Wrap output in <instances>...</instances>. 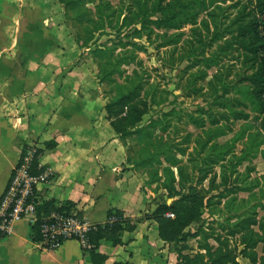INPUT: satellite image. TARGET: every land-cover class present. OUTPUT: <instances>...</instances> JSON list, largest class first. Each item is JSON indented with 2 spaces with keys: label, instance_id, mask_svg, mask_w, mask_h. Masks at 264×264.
<instances>
[{
  "label": "trees",
  "instance_id": "1",
  "mask_svg": "<svg viewBox=\"0 0 264 264\" xmlns=\"http://www.w3.org/2000/svg\"><path fill=\"white\" fill-rule=\"evenodd\" d=\"M58 1L64 7L67 22L71 20L82 28V33L74 34L75 42L81 50L91 51L93 61L98 67L99 83L107 84L116 93L105 106V112L111 128L119 136L123 146L128 149L127 162L136 169L147 172L145 188L150 189L154 194L163 191L168 199L179 198L170 206L160 205L155 213L159 238L165 244L176 246L177 264H240V258L248 260L251 264H264V176L252 179V169L240 174L236 171V166H233L230 172L225 171V166L221 163L229 155V145H219L215 142L227 133L218 128L222 122L219 118L216 119V116L221 115L222 120L228 122L246 123L251 119L250 114L264 113L262 101L264 41L259 32L261 19L264 16V0L250 2L249 5L254 6L248 13H246L248 6H243L237 20L229 25L216 26L213 33L210 32L209 24L203 22L208 36H201V32L194 30L196 34H201L199 40L196 43L193 40L187 42L189 45L187 57L194 59L189 62L184 73L198 70L197 74H193L189 79V88L198 81H205L208 70L218 68L217 74L208 83L214 99L210 105L211 109L186 115L189 123L202 131V135L195 140V147L188 164L183 160L188 151L187 147H182L181 143L171 144L157 134V130L164 134L174 127L172 121H179L182 117L181 113L173 109L157 119L151 118L146 125L142 124V119L149 114L151 106L161 107L165 98L164 93L158 91L154 85L144 90L141 81L146 76V72L142 69V64L137 62L135 52L141 48L132 41L145 36L147 42L151 44L154 35L157 38L168 39L167 46L172 44L177 47L181 34L168 37L167 33H156L154 29H164L167 32L180 30L186 25H195L201 11L213 7L218 1L209 0L207 6L204 0H176L174 4L165 6L163 5L166 0H119L118 6H113L107 0ZM83 3L93 5L94 9L79 12ZM217 10L222 8L217 7ZM164 11L168 12L167 16ZM70 13H72L71 17ZM156 13L166 18L150 20L149 14ZM210 16L216 20L215 23L222 18L227 19L226 16L219 17L215 12ZM128 25L134 26L130 36L133 39L127 37L128 41L122 42L119 38L121 30ZM108 31L115 33L117 41L99 44L96 35L102 38ZM202 37L206 40L205 44ZM226 37L229 38L225 40ZM220 41L224 43L211 57L199 58L201 51L199 48L203 49L206 46L211 48ZM231 53L239 56L241 67L254 71V75L248 80V86L244 85L245 80L229 83L232 71L230 69L225 71L226 67L222 65V59ZM134 64L139 65L142 72L136 67L132 75H126L122 68ZM115 76L122 82L120 83ZM232 94L234 98L226 100L227 95ZM223 101L229 103L222 104ZM220 106L227 112L220 111L218 109ZM206 120L210 123L208 129H206ZM187 137L191 136L187 135ZM202 138H205V141H202ZM261 139L263 137L259 134L251 137L245 147L246 152H243L246 155L238 158V164L246 159L251 160L247 153H252L254 158L260 154L264 159V149L261 150L264 140ZM189 141L187 139L185 143ZM55 146V143H51L47 145V149H54ZM130 149L135 153V158L130 157ZM201 152H205L202 157H200ZM41 153L42 151L36 152L35 174L38 156ZM218 165L222 170L219 176L220 184H217L218 176L213 169ZM206 180L209 183L208 189H195L194 183L201 184ZM256 189L258 193L254 192ZM239 193H247L248 198L240 199ZM42 202L39 212L45 214L51 211L72 214L75 211L74 205L70 202L59 204L54 200ZM169 212L175 216L174 219L167 217ZM259 212L262 213L260 219ZM205 214L209 216V221L202 220ZM141 223H143L141 219H129L122 211L110 209L106 223L96 225L95 230L88 235L94 246L90 252L91 263L105 264L107 261L105 256L96 252L101 242H109L114 247L120 246L123 234L134 232ZM193 224L199 227L194 233H187L186 230ZM33 230L34 240H38L35 228ZM192 240L197 245L195 254L188 245ZM259 246L263 247L261 252L258 251Z\"/></svg>",
  "mask_w": 264,
  "mask_h": 264
},
{
  "label": "crops",
  "instance_id": "2",
  "mask_svg": "<svg viewBox=\"0 0 264 264\" xmlns=\"http://www.w3.org/2000/svg\"><path fill=\"white\" fill-rule=\"evenodd\" d=\"M78 55L81 49L58 0H0V198L21 156L32 147L42 151L39 168L52 175L38 187L41 198L72 203L96 226L106 223L112 208L127 211L128 195L120 194L122 179L114 182L115 191L104 192L106 170L114 175L122 163V143L104 106L93 100L91 73L84 71L85 65L76 66ZM51 143L56 146L49 150ZM129 192L135 194L137 211L126 215L136 219L141 216L143 184L137 193ZM151 223L125 232L120 246L101 242L96 252L107 258L105 264H177V255ZM0 264L92 263L90 252L76 242L56 251L39 249L31 222L23 221L0 244Z\"/></svg>",
  "mask_w": 264,
  "mask_h": 264
},
{
  "label": "rangeland",
  "instance_id": "3",
  "mask_svg": "<svg viewBox=\"0 0 264 264\" xmlns=\"http://www.w3.org/2000/svg\"><path fill=\"white\" fill-rule=\"evenodd\" d=\"M70 1V0H65ZM109 1L113 6L119 5V0H107ZM176 0H166L164 5L168 4H174ZM205 6L208 5L209 0H204ZM218 2L213 5V7L205 8V11L202 10L195 25H186L180 30H168L167 32L162 29H154L156 33H167L168 37L176 36V35H182L180 38L179 44L176 47L175 45H169L167 46L166 43H168V39L165 38H157L154 35H152V43L149 44L147 42V39L145 36H142L141 39H133L130 36L132 35L134 30V26L128 25L127 27L123 28L120 33V40L122 42H127V37L133 39L132 42H135L138 44V46L141 48L140 50L135 51L137 55V62L142 64V69L146 72V76L142 79V84L144 86V90H148L150 85L156 86V89L160 92L164 93V103L161 107L156 108L151 106L150 110L148 111L149 114L145 115L143 117V123L142 124H148L149 120L157 119L160 115L166 114L170 112L171 110H176L177 112L181 113L182 117L178 120H173L172 124L174 127H171L168 129L167 132L162 134L160 131L157 130V134L160 136H163L165 140L169 141L171 144H182L181 146L184 148H188V151L183 157V160L186 162L185 164H188V161L190 160L191 154L193 152V149L195 147V140L198 136L202 135V131L200 129H197L194 125L189 123V119L187 118V114H195L197 112L207 111L210 108V105L213 103L214 99L212 98L211 90L208 85V83L213 79L214 75L217 74L218 68H211L208 70V76L205 81H198L196 85L191 86L189 88V79L193 74H197L198 70H192L184 73L186 68L189 66V62L193 60V57H187L188 50V43L193 40L195 43L199 40L200 35L193 32L194 30H198L202 33L201 36L207 37L206 35L203 22H207L210 27V32L213 33L216 26L222 27L221 25H229L235 20L238 19L239 13L243 9V6H248L246 9V13L250 12L252 10V7L254 5H249L250 2H254L255 0H217ZM81 9H79V12H84V10H93L94 6L90 4L83 3L80 5ZM217 7L222 8V10H217ZM218 15L219 17L226 16L227 19L222 18L219 22L215 23L212 16H210L212 13ZM165 15L167 16L168 12L164 11ZM126 15V14H125ZM72 16V13H70V17ZM140 16L142 18V13H140ZM151 16L152 21H156L159 18H162L164 20L166 17L162 14H149ZM262 23L259 29L261 39L264 41V37L262 36V32L264 30V16L262 17ZM138 22V21H136ZM67 26L69 30L71 31L72 35L76 33H82V28L78 26L77 24H74L71 20H68ZM75 28V29H74ZM139 28V27H137ZM211 36V35H210ZM97 39H99V44H104L109 41H117L115 39V33L112 31H108L105 33V36L102 38L99 37V35H96ZM229 37H226L225 40H227ZM204 44L206 43V40L202 37ZM166 41V42H165ZM224 42H218L214 44L211 48L208 46L204 47L203 49H200L199 51V58H209L213 55L214 52H216L221 44ZM94 49V48H93ZM92 49V50H93ZM202 52V53H201ZM76 66H84V71L88 72L90 74V88L94 89L92 98L94 101L97 102V104H100L102 106L108 105V103L111 101V99L115 96V92L110 89V87L107 84H100L97 79V73H98V67L94 63L91 51H85L81 50V55H78V58L75 60ZM72 65V63H71ZM222 65L226 67L225 71L230 69L232 71L231 77L229 79V83L234 84L240 80H245V86L249 85V79L254 75V71H250L249 69L241 67V59L236 54H228L223 57L222 59ZM138 67L140 72H142V69L139 65L134 64L132 66L123 67V71L126 75H132L133 70ZM93 74V75H92ZM117 80L121 83L122 80L118 79V77L115 76ZM75 83V82H74ZM147 83L149 85L147 86ZM160 94L158 93V96ZM234 98V94L227 95V99L232 100ZM228 104L229 101H223L222 104ZM75 106V105H74ZM222 106L218 108L222 112H227L226 109H222ZM229 114V113H228ZM197 116V115H195ZM251 119L248 122L244 121H233L228 122L225 120H222L221 115L216 116V119L219 118L222 122L221 125H219L218 128L220 130H224L227 132L225 135L219 137L215 142L219 145H229L228 152L229 155L225 157V161L221 163L222 166H225V171L230 172L233 168V166H236V171L240 174H245L249 169L251 170V178L252 179H258L262 178L264 176V159L260 154L257 155L256 158L252 157V153H247L250 155L248 158H251L250 161H243V163L238 164V158H241L242 156H245L246 154L243 152H246L245 147L252 136H255L259 134L261 137H263L264 140V113L262 114H250ZM207 118V117H206ZM107 119V118H106ZM258 119V120H257ZM207 121V127L206 129L210 128V123ZM116 137L119 140V136L115 133ZM187 135H190L191 137H187ZM189 139L190 141L188 143H185V140ZM260 140V141H261ZM120 141V140H119ZM202 141H205V138H202ZM108 149V145H107ZM113 149V148H112ZM264 149V145H262L261 150ZM122 163L119 166H116V168L113 170L114 175L108 170H106V174L103 177L105 180L104 188L106 191H104L107 195L110 194V192L115 191L114 189H111L114 185V182H118L121 179L122 181V189L120 188V194L121 196H125L124 193H126V203H128L129 209L124 213L126 218L127 215L136 214L137 208L134 207V196L135 194L133 192H129V189L131 188L132 191L138 190V184H143V193H139L140 199L143 201V206L141 210V216L138 215L136 219H141L142 222L146 221H152L151 225L155 230L158 231V225L155 222V213L158 210V207L162 204H166L170 206L174 200H178L179 198L175 199H168L166 197V193L163 191H159V193L154 194L150 189H147V195L148 198L146 199L145 196L146 192H144L145 183L147 181V172L143 169H136L135 166L130 165L127 162V154L128 149L127 147L123 146L122 144ZM39 150H36V152ZM130 157L135 158V153L130 149ZM110 154V153H109ZM108 155V154H107ZM205 152L200 153V157L204 156ZM196 157L195 155L193 156ZM198 157V158H200ZM236 159H233V158ZM39 158V156H38ZM247 158V157H246ZM107 168V167H106ZM214 172L217 173V184H220V174L222 172L221 168L218 166H214ZM36 172H38L36 168ZM133 173V174H131ZM120 184V183H119ZM196 190H199L201 188L208 189L209 183L208 181H203L201 184H193ZM128 186L127 188H125ZM135 188V189H134ZM103 191V189H102ZM128 191V192H127ZM152 192V193H150ZM254 192L258 193V189H256ZM238 197L240 199H247L248 194L247 193H239ZM42 201H46L42 198ZM144 202L146 203V206L144 207ZM59 204V203H58ZM127 214V215H126ZM168 214H172L169 212ZM262 216V213L259 212V219ZM171 217V219H174ZM202 220L209 221V216L204 215ZM201 220V221H202ZM202 222H200L201 224ZM198 225L193 224L191 228H188L186 230L187 233L192 232L194 233L195 230L198 228ZM213 245H215L213 242H211ZM170 247V250L172 253H175L176 246L175 245H169L165 244ZM188 245L193 249V254L197 252V245L194 240L189 241ZM262 246L258 247V251H262ZM248 260L245 259H239L240 264H248ZM250 263V262H249ZM251 264V263H250Z\"/></svg>",
  "mask_w": 264,
  "mask_h": 264
},
{
  "label": "built area",
  "instance_id": "4",
  "mask_svg": "<svg viewBox=\"0 0 264 264\" xmlns=\"http://www.w3.org/2000/svg\"><path fill=\"white\" fill-rule=\"evenodd\" d=\"M262 36L264 37V30ZM262 55L264 57V50ZM262 101L264 103V91ZM36 160V149L31 147L24 152L0 198V244L14 234L17 224L30 221L39 237L35 240L39 249L56 251L68 242H76L84 252H91L94 246L88 235L95 230V225L76 211L72 214L39 212L43 202L38 194V187L50 181L52 175L47 170L42 171L39 165L35 174ZM167 217L171 218L173 215L168 214Z\"/></svg>",
  "mask_w": 264,
  "mask_h": 264
}]
</instances>
